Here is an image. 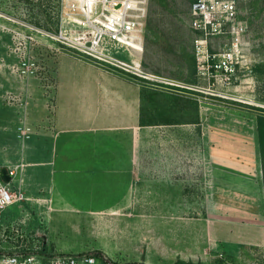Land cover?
<instances>
[{"label":"rangeland","instance_id":"1","mask_svg":"<svg viewBox=\"0 0 264 264\" xmlns=\"http://www.w3.org/2000/svg\"><path fill=\"white\" fill-rule=\"evenodd\" d=\"M192 1L149 0L142 52L131 50L134 56H130L111 47V42L105 46L122 61L138 59L145 75L143 84L157 89L159 95L166 97L165 92L176 90L204 92L199 94L207 118L215 113L222 123L218 125L220 140L211 138L213 125H207L205 140H199L204 168L191 167L189 185L182 192L175 188L171 203L143 193L138 208L55 212L49 225L33 204L20 199L8 207L16 214L14 221L4 219L6 209L0 210V259L15 251L18 255L46 251L49 259L56 254L100 252L120 264H174L179 259L201 264H264V182L258 132L259 125H264V0H237V23L244 31L238 35L234 72L228 75L222 68L210 78L202 76L196 59ZM72 3L0 0V113L7 120L3 126L16 129V139L9 138V144L22 145L25 140L19 128L45 118L47 110L37 107L55 98L56 75L84 73L69 55L124 72L80 50L95 31L81 24L83 19L77 22ZM60 33L64 38L51 37ZM235 37L227 33L211 38L209 50L222 59V54L232 50ZM24 61L36 63L34 74L22 73ZM3 128L8 134L15 131ZM2 141L0 166L9 163L4 159L11 151ZM192 144L191 140L194 156ZM213 156L216 166L222 167L217 177L211 175ZM43 209L50 211L45 205Z\"/></svg>","mask_w":264,"mask_h":264},{"label":"crops","instance_id":"2","mask_svg":"<svg viewBox=\"0 0 264 264\" xmlns=\"http://www.w3.org/2000/svg\"><path fill=\"white\" fill-rule=\"evenodd\" d=\"M69 56L84 73L56 75L55 98L37 107L47 110L45 118L25 124L32 129L29 140L9 144L15 125L3 126L7 120L0 113V139L11 150L4 159L9 163L0 166L12 176L8 188L33 204L48 225L55 212L138 208L143 193L171 203L175 188L182 192L189 185L191 167L205 166L198 146L207 125H213L214 142L221 137L217 115L207 118L204 92L176 90L165 97L142 77ZM9 126L12 134L3 130ZM210 164L211 175L220 176L215 156ZM9 208L4 219L14 221Z\"/></svg>","mask_w":264,"mask_h":264},{"label":"built area","instance_id":"3","mask_svg":"<svg viewBox=\"0 0 264 264\" xmlns=\"http://www.w3.org/2000/svg\"><path fill=\"white\" fill-rule=\"evenodd\" d=\"M149 0H74L71 5L73 15L77 22H81L91 30L95 31L93 39L80 49L87 55L94 57L104 65H110L124 72L139 77H145L141 70L140 61L133 59L132 62L122 61L115 58L106 48V43L111 42L114 48L129 52H142L143 34L146 28ZM193 17L192 28L197 33L194 40L197 63L200 66L202 76L209 78L215 71L224 68L228 75L234 72L233 65L236 62V52L239 48V34L244 31L242 24L237 23L238 4L237 0H193L191 4ZM232 33L236 35L232 50L220 54L209 50L211 38ZM58 39L62 34H51ZM109 46V45H107ZM36 63L24 61L22 73L24 75L35 73ZM20 137L27 140L31 137V127L24 125L20 127ZM23 199L15 196L8 185L0 179V210L13 205ZM0 264H44L43 260L35 254H20L4 256ZM46 264H101L94 256H55L50 258Z\"/></svg>","mask_w":264,"mask_h":264},{"label":"trees","instance_id":"4","mask_svg":"<svg viewBox=\"0 0 264 264\" xmlns=\"http://www.w3.org/2000/svg\"><path fill=\"white\" fill-rule=\"evenodd\" d=\"M58 26L54 29L55 32H58ZM144 122V121H143ZM259 141H260V152H261V161H262V173H263V182H264V125L262 123V125H259ZM20 252L15 251L12 252L11 255H18ZM35 254V255H39L41 257L44 258V260H49V256L46 253V251H36V252H31V253H23V254ZM65 256L64 254H56V255H50V258L55 257V256ZM83 255H87V256H94L96 258H98L100 260L101 264H120L118 262H113L112 260L108 259V257L106 255H104L103 253H91V254H83ZM68 256H73V255H68ZM82 256V255H80ZM133 264H137V263H133ZM143 264V263H141ZM174 264H201V263H194V262H189V261H185L182 259L177 260Z\"/></svg>","mask_w":264,"mask_h":264},{"label":"water","instance_id":"5","mask_svg":"<svg viewBox=\"0 0 264 264\" xmlns=\"http://www.w3.org/2000/svg\"><path fill=\"white\" fill-rule=\"evenodd\" d=\"M0 179L5 183L9 184L12 180V176L7 167H0Z\"/></svg>","mask_w":264,"mask_h":264},{"label":"bare ground","instance_id":"6","mask_svg":"<svg viewBox=\"0 0 264 264\" xmlns=\"http://www.w3.org/2000/svg\"><path fill=\"white\" fill-rule=\"evenodd\" d=\"M87 2H89V0H86Z\"/></svg>","mask_w":264,"mask_h":264}]
</instances>
